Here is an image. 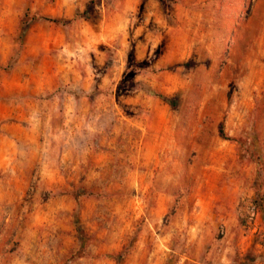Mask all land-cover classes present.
Here are the masks:
<instances>
[{
    "label": "rangeland",
    "instance_id": "374dc122",
    "mask_svg": "<svg viewBox=\"0 0 264 264\" xmlns=\"http://www.w3.org/2000/svg\"><path fill=\"white\" fill-rule=\"evenodd\" d=\"M0 150V264H264V0H0Z\"/></svg>",
    "mask_w": 264,
    "mask_h": 264
},
{
    "label": "trees",
    "instance_id": "16d2710c",
    "mask_svg": "<svg viewBox=\"0 0 264 264\" xmlns=\"http://www.w3.org/2000/svg\"><path fill=\"white\" fill-rule=\"evenodd\" d=\"M36 21V19H34ZM42 20H45V21H50V22H55V20L53 19H50L48 17H44L42 18ZM161 99H163L164 101L166 102H170L165 96H162V95H158Z\"/></svg>",
    "mask_w": 264,
    "mask_h": 264
},
{
    "label": "crops",
    "instance_id": "0c3cea01",
    "mask_svg": "<svg viewBox=\"0 0 264 264\" xmlns=\"http://www.w3.org/2000/svg\"><path fill=\"white\" fill-rule=\"evenodd\" d=\"M5 158V154L2 150H0V159H4Z\"/></svg>",
    "mask_w": 264,
    "mask_h": 264
}]
</instances>
